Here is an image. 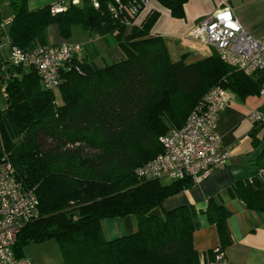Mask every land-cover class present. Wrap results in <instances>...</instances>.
Returning a JSON list of instances; mask_svg holds the SVG:
<instances>
[{"label": "trees", "instance_id": "16d2710c", "mask_svg": "<svg viewBox=\"0 0 264 264\" xmlns=\"http://www.w3.org/2000/svg\"><path fill=\"white\" fill-rule=\"evenodd\" d=\"M4 1L12 9L8 31L3 32L9 49L62 43L48 41L49 26L55 24L63 42H72L68 39L80 26L88 34H110L124 54L99 65L88 60L87 42L78 43L83 49L60 66L53 90L42 86L35 67L5 60L7 76L0 75V163L10 161L17 179L39 201L38 216L21 229L15 253L24 256V246L53 239L62 256L55 264H200L192 236L201 213L216 226V247L226 256L232 237L224 204L208 196L201 209L179 205L154 213L165 198L194 183L189 177L168 178L166 183L141 178L134 169L162 151L159 137L181 127L211 87L220 85L241 96L258 94L262 73L245 75L216 53L191 63L170 60L164 38L152 31L160 17L153 4L61 0L54 3L62 8L52 11L54 3L29 9L28 0ZM153 1L183 16L187 0ZM133 5L138 10L131 14ZM252 135L261 145L257 160L262 162L264 126ZM258 173L234 182L227 194L248 209L262 211L264 179ZM117 216H132L135 230L107 238L102 220ZM214 248L209 251L212 260Z\"/></svg>", "mask_w": 264, "mask_h": 264}, {"label": "built area", "instance_id": "2783aa9c", "mask_svg": "<svg viewBox=\"0 0 264 264\" xmlns=\"http://www.w3.org/2000/svg\"><path fill=\"white\" fill-rule=\"evenodd\" d=\"M135 1L144 7L153 2ZM94 6L97 7L98 3L94 2ZM61 8L59 3H54L51 10ZM137 10L135 5L129 9L131 14ZM189 36L213 47L224 63L245 75L262 73L264 76V34L255 36L247 30L224 0L190 29ZM82 49L81 44L74 42L37 45L26 51L11 47L8 58L12 64L35 67L42 86L53 90L59 83L60 66ZM258 95L262 102L248 114V119L254 125L264 126V81ZM229 96L222 86L211 87L194 104L181 127L171 128L159 137L162 151L136 166L134 173L141 178L175 180L189 177L195 184L211 170L223 168L230 150L221 142L217 121L219 113L227 106ZM258 174L264 179V170ZM38 204L35 191L26 188L17 179L11 162L5 160L0 163V264H32L26 256H18L14 246L24 225L38 216ZM213 262L227 264L224 253L218 247L214 248Z\"/></svg>", "mask_w": 264, "mask_h": 264}, {"label": "crops", "instance_id": "0c3cea01", "mask_svg": "<svg viewBox=\"0 0 264 264\" xmlns=\"http://www.w3.org/2000/svg\"><path fill=\"white\" fill-rule=\"evenodd\" d=\"M209 13L211 11L207 12L206 10L199 14L191 13V20L186 22L182 29H191ZM11 16L12 13L9 16V22ZM237 19L239 20L238 17ZM156 23L152 30L155 31V34L165 37L166 33L162 27L157 28ZM242 25L244 26V24ZM262 34L264 33H258L255 36ZM89 36H91V42L97 38L93 37L92 34ZM99 37L105 38L106 36ZM48 41L49 43L64 41L55 24L49 26ZM88 53L91 55L92 52H85L86 55ZM6 59H8V55ZM2 60L4 59L0 55V63ZM0 72L5 75L2 66H0ZM257 75L259 73L254 74V76ZM227 91L230 95L229 101L226 108L219 113L217 121V131L221 136V142L230 150L226 165L221 169L211 170L199 183L192 184L189 188L168 196L153 212L161 213L179 205H193L197 209H201L206 206L208 196H213L219 203L224 204L230 212L228 227L232 242L224 250L228 262L230 264H264V210L248 209L240 200L231 198L227 194V188L237 180L254 176L259 171L264 170V161L258 162L257 160L261 145L260 143L255 144V137L252 135L253 129H256L258 125H254L248 119V114L260 106L262 99L257 93L241 96L229 89ZM257 137H260V133L256 134ZM262 190H264V186H262ZM197 219L199 227L193 232L192 241L198 252L200 264H214L209 251L219 244L216 226L210 223L204 214L198 213ZM101 224L103 233L105 232L103 228L106 229L107 238L131 233L136 227L132 216L105 218Z\"/></svg>", "mask_w": 264, "mask_h": 264}, {"label": "rangeland", "instance_id": "374dc122", "mask_svg": "<svg viewBox=\"0 0 264 264\" xmlns=\"http://www.w3.org/2000/svg\"><path fill=\"white\" fill-rule=\"evenodd\" d=\"M68 2L69 0H64ZM229 4L242 24L252 34L264 33V0H224ZM61 2V0H28L27 6L29 9H35L41 7L47 3ZM220 0H187L184 7V14L176 15L165 6H161L157 2L153 1V6L160 12V17L156 23L157 28L162 27V30L166 33L164 42L166 45L167 53L170 60L175 61L183 59L185 63L195 62L197 60L206 58L213 55L215 52L213 47L205 44L195 38L189 36L190 29H182L183 25L191 20V13L199 14L200 12L214 11L219 5ZM150 4V5H151ZM149 5V6H150ZM12 13L11 6L7 1L0 2V41L2 46L0 47V55H2L3 74L7 76L8 63L5 62L6 56L10 55V49L6 46V34L9 28V16ZM141 15V14H140ZM136 19L139 20V17ZM156 28V27H155ZM153 33L155 32L152 30ZM93 37H97L93 42L90 41L89 34L85 32L80 26H76L69 41L75 43L87 42L85 52L88 60H94L97 64L102 65L104 63H111L124 57V54L118 44L115 42L113 36L110 34L105 38H100L97 34L93 33ZM1 74V72H0ZM2 75V74H1ZM4 82L0 78V107L2 105V92ZM162 182H168V178H162ZM104 234L107 237L106 229ZM23 254L29 258L32 264H55L62 261L57 243L53 239H49L42 243H32L23 247Z\"/></svg>", "mask_w": 264, "mask_h": 264}]
</instances>
